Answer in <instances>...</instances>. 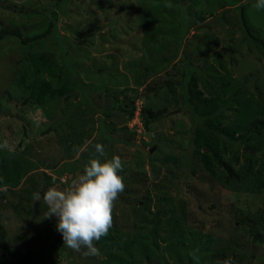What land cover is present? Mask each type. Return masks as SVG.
<instances>
[{"label":"rangeland","instance_id":"obj_1","mask_svg":"<svg viewBox=\"0 0 264 264\" xmlns=\"http://www.w3.org/2000/svg\"><path fill=\"white\" fill-rule=\"evenodd\" d=\"M255 2L0 0V28L46 32L28 53L50 55L54 76L38 79L60 87L23 103L25 53L16 37L0 38V143L12 149H0L5 264H13L9 252L40 264H196L189 253L197 249L199 264H264V175L256 173L264 51L244 35L238 12L243 4L248 26L264 38ZM145 106L166 112L144 127ZM256 119L260 132L245 141ZM96 143L102 161L120 156L118 174L136 179H124L113 227L96 242L101 256L85 257L64 245L58 219L43 218L47 206L32 194L69 188L98 155ZM135 144L152 150L144 157ZM218 157L238 180L225 183Z\"/></svg>","mask_w":264,"mask_h":264},{"label":"clouds","instance_id":"obj_2","mask_svg":"<svg viewBox=\"0 0 264 264\" xmlns=\"http://www.w3.org/2000/svg\"><path fill=\"white\" fill-rule=\"evenodd\" d=\"M253 7L264 10V0H256ZM0 149L12 150L7 141L0 143ZM94 149L98 155L88 161L83 174L73 179L69 188L49 187L42 195L32 194L33 203L42 200L47 206L43 218L58 219L56 230L62 235L64 245L85 257L101 256L96 242L107 236L113 227L114 202L126 188L124 178L118 174L123 171L121 157L102 161L106 155L104 145L96 143ZM198 251L189 253L196 264L200 260ZM218 264H235V261L227 258Z\"/></svg>","mask_w":264,"mask_h":264},{"label":"trees","instance_id":"obj_3","mask_svg":"<svg viewBox=\"0 0 264 264\" xmlns=\"http://www.w3.org/2000/svg\"><path fill=\"white\" fill-rule=\"evenodd\" d=\"M244 6L243 4H239L238 5V12H239V16H240V20H241V27L243 29V33L244 35L248 36L249 38H251L258 46H260V48L264 51V38H262L259 33L254 30L251 29L247 22H246V18L244 16V12H243ZM12 10L16 11V12H21L20 10H16L13 9ZM46 32L43 31L42 33H38V34H33V35H22L20 33V30L16 27H5V28H0V38L4 37V36H13L16 37L17 40L20 43V46L23 50V53H25V59H26V66L24 68L23 73L21 74V79H25L27 78L26 76H28L30 78V80L28 82L25 83L26 86V96L24 97L23 103L24 102H28V101H35L37 103H39L41 101L42 96L46 93V92H51V91H60V87H56L53 86L50 81L45 80V79H38V76L43 72H46L47 75H49V77H53V73H52V69H51V60H50V55L48 53H38V54H34V57L32 55H30L28 53V48L31 45L32 41H34L37 38L43 37L45 36ZM187 66V64H186ZM59 81V79H58ZM51 85V86H50ZM135 109V107H134ZM166 112V108L161 107V108H157V109H152L150 107H141L140 109V118H143L144 120V127H147V125L149 123H151V121H155L158 120L161 116H163ZM142 120V119H141ZM262 126V121L259 119L253 120L247 129V133L245 135L244 140H250L253 137H256L259 132H260V128ZM216 135H220L222 133L220 132H216ZM106 138L110 141H114L115 139L118 138H114L112 137L110 134L106 133ZM222 138H224V140H228L229 139V135L223 136ZM122 139V138H119ZM126 143L129 144H134L132 141H129V139H125ZM196 140L193 139L192 140V147L195 150H199V146L197 147V145H195ZM246 154H248L246 152ZM216 168L222 173L223 178L225 179V183L229 184L232 183L231 181L234 180H238L239 175L238 173H236V171H234V168H232L230 166L229 163H227L226 161L222 160L221 158H216ZM261 163L258 164V171H256V173L262 174L264 175V166H263V162H264V158L261 159L260 161ZM236 163V160H235ZM254 164V163H253ZM245 169L246 170H251L252 166L250 164H245ZM11 167V166H10ZM261 168L262 171H260L259 169ZM13 175V171L10 169L8 171V174L6 176L7 181L9 182L11 176ZM126 181H130V180H135L136 177L131 175L128 177L124 178ZM132 205H134L132 203ZM131 205V206H132ZM200 206V204H199ZM174 226V225H173ZM235 251L233 250L232 253H234ZM9 255L11 257L12 263L13 264H40L37 263L35 261L29 260V259H23V258H18L16 257L15 254H13L12 252H9ZM0 264H5L2 259L0 258ZM235 264H240L238 263V261L235 262Z\"/></svg>","mask_w":264,"mask_h":264},{"label":"water","instance_id":"obj_4","mask_svg":"<svg viewBox=\"0 0 264 264\" xmlns=\"http://www.w3.org/2000/svg\"><path fill=\"white\" fill-rule=\"evenodd\" d=\"M134 148H135L137 151H139L140 153H142V155H143L144 157H146L148 151H151V150H152V148L149 149L148 151H147V150H144L142 147H140V146L137 145V144L134 145Z\"/></svg>","mask_w":264,"mask_h":264}]
</instances>
